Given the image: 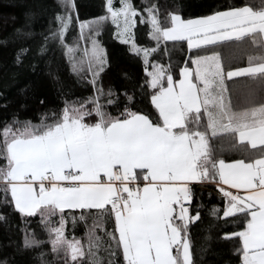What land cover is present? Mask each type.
<instances>
[{
  "label": "snow or ice",
  "instance_id": "snow-or-ice-1",
  "mask_svg": "<svg viewBox=\"0 0 264 264\" xmlns=\"http://www.w3.org/2000/svg\"><path fill=\"white\" fill-rule=\"evenodd\" d=\"M38 7L50 12L48 26L33 51L23 41L37 35V13L24 12L13 33L21 42L14 65L31 53L35 72L38 58L58 46L88 94L62 99L36 123L19 111L0 122V205L7 210L0 222L19 217L17 251L49 245L52 260L40 250L41 264H197L190 233L201 218L197 188L211 186L223 207L210 214L222 211L218 218L236 229L221 238L234 241L239 264H264V0L188 18L166 0H104L102 14L86 20L75 0ZM108 23L142 62L144 76L132 89L105 86ZM141 28L151 46L138 43ZM169 44H186L182 63ZM234 153L241 158L231 159ZM69 222L85 224L84 238L66 235Z\"/></svg>",
  "mask_w": 264,
  "mask_h": 264
},
{
  "label": "trees",
  "instance_id": "trees-1",
  "mask_svg": "<svg viewBox=\"0 0 264 264\" xmlns=\"http://www.w3.org/2000/svg\"><path fill=\"white\" fill-rule=\"evenodd\" d=\"M77 11L81 20L94 18L102 14V4L104 0H75ZM139 4L141 0H134ZM165 3V0H160ZM243 0H166L167 4H172L183 8V15L194 17L206 15L211 11L219 10L221 6L228 4L242 3ZM259 3V0H252ZM51 8L55 0H0V41L7 40L8 43H0V104L8 101L7 108H0V122L10 117L13 112L19 111L20 118H32L33 122H38L37 116L45 110H55L62 107V99L69 100L74 97L86 96V91L76 82V78L70 75L68 64L58 46H53V51L47 56L38 58L39 66L35 72L29 70V63L33 59L32 54L25 59L22 67L17 68L13 63L14 51L20 45V41L15 40L14 29L20 27L24 22V12L32 9L37 13L33 20L32 30L36 36L23 41L30 45L35 51L40 42L39 33L44 32L48 26L50 12L41 11L38 5ZM114 26L106 24L101 36L102 42L107 50L110 67L104 76L105 86L111 84L116 89H132L137 86V82L144 76L143 65L139 58L129 53L127 46L120 43L112 35ZM137 41L145 46H151L146 36V29L141 28L137 33ZM76 31L72 30L68 34V42H73ZM169 48L172 45L169 44ZM188 51L185 45H176L172 48L171 56L174 62H183ZM155 58L161 59L158 55ZM162 62H167L162 59ZM240 65L246 63V59L238 62ZM17 72L15 82L12 81L11 74ZM127 74V78H125ZM23 89V91H21ZM66 93L67 96H62ZM139 99V96H138ZM44 104L41 105L40 101ZM147 104H138L144 107ZM21 105L24 108L21 109ZM111 110V109H110ZM198 191V190H197ZM2 195V194H0ZM201 205V218L190 228V233L194 243V253L197 264H239L234 254V241L222 239L223 233L236 230L228 218H218L222 215L213 216L210 210L213 205L204 204L201 197L197 201ZM7 211L0 205V212ZM32 218V226L36 227ZM89 224L91 221L89 220ZM11 225H16L12 227ZM19 217L13 214L10 223L0 222V260L7 259L8 264H41V259L37 257V252L43 250L46 255L43 259L51 261L52 256L48 252L49 245L45 244L43 249L26 251L23 254L17 251L22 244L23 234L19 231ZM37 231L39 229L37 228ZM86 226L78 222L74 227L69 222L66 225V235H75L84 238ZM41 238H45L41 236ZM106 264V260L104 262Z\"/></svg>",
  "mask_w": 264,
  "mask_h": 264
},
{
  "label": "crops",
  "instance_id": "crops-1",
  "mask_svg": "<svg viewBox=\"0 0 264 264\" xmlns=\"http://www.w3.org/2000/svg\"><path fill=\"white\" fill-rule=\"evenodd\" d=\"M240 66H243V64H241ZM225 158L228 159V155H225ZM241 158L240 155L238 154H232L231 155V159H238ZM199 193H203V195H201V200L204 204H217L223 207V202L220 198V196L217 194L216 190L211 187V186H202V187H198L197 188ZM209 193H211L212 195L209 196ZM221 215H222V211H221Z\"/></svg>",
  "mask_w": 264,
  "mask_h": 264
},
{
  "label": "rangeland",
  "instance_id": "rangeland-1",
  "mask_svg": "<svg viewBox=\"0 0 264 264\" xmlns=\"http://www.w3.org/2000/svg\"><path fill=\"white\" fill-rule=\"evenodd\" d=\"M218 206L222 209V206H220V205H218ZM219 215H221V211H220Z\"/></svg>",
  "mask_w": 264,
  "mask_h": 264
}]
</instances>
